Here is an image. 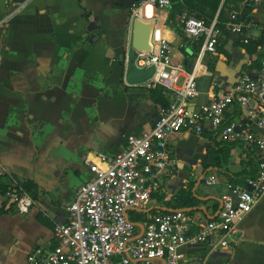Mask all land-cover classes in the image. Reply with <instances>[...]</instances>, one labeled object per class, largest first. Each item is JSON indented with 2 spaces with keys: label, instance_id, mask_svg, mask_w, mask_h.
Here are the masks:
<instances>
[{
  "label": "crops",
  "instance_id": "crops-1",
  "mask_svg": "<svg viewBox=\"0 0 264 264\" xmlns=\"http://www.w3.org/2000/svg\"><path fill=\"white\" fill-rule=\"evenodd\" d=\"M132 1L0 0V167L6 173L0 178V264H25L31 251L51 249L54 224L66 220L75 189L91 175L86 159L114 156L126 135L148 131L159 114L162 94L158 85L149 83L152 69L125 62L133 39L146 47L151 34L144 21L131 18ZM175 4L156 10V25L171 43L172 62L190 70L203 40L182 34L178 15L184 10ZM229 5L234 8L227 20L237 10L252 24L246 31L248 42L228 31L220 35L215 52L204 53L205 68L196 78L198 95L192 105L226 92L241 75H254L258 68L264 0L255 5L231 0ZM237 114L230 108L225 118ZM220 141L208 121H203L201 133L181 130L173 135L170 149L176 163L168 165L163 183L141 212L173 209V197L193 183L197 204L186 210L195 227H201L224 190L219 183L205 185V176L216 171L243 185L231 180L233 173L249 153L257 160L252 147L236 143L217 155L224 165L203 171V163L213 162L214 143ZM10 176L33 198L27 214L18 213L1 191ZM239 228L241 239L228 248L185 245L179 248L181 260L264 264V195Z\"/></svg>",
  "mask_w": 264,
  "mask_h": 264
},
{
  "label": "built area",
  "instance_id": "built-area-1",
  "mask_svg": "<svg viewBox=\"0 0 264 264\" xmlns=\"http://www.w3.org/2000/svg\"><path fill=\"white\" fill-rule=\"evenodd\" d=\"M245 1L255 5L259 0ZM171 3L172 0L132 1L131 18L152 23L150 48L125 57V62L136 68L152 69L149 83L160 87L166 105L160 107L148 131L126 135L114 156L101 154L94 162L86 159L91 175L75 189L66 207V220L54 224L55 244L47 251H31L25 264H203L192 257L183 262L179 248L205 243L216 251L241 239L239 222L264 195V47L254 75L244 73L229 90L191 111L190 101L198 95L196 78L205 68L204 53L215 52L221 30L215 18L206 24L187 11L178 15L182 34L203 40L196 62L185 70L172 62L171 43L162 27L156 25V10L168 8ZM251 26L233 10L224 30L243 35L242 41L246 43V31ZM230 108L238 114L235 119L226 120L225 113ZM203 121L209 122L220 140L252 147L257 175L238 185L210 171L204 184L219 183L224 190L219 196L218 213L198 229L190 216L180 210L146 213V220L137 224L130 212L147 208L152 192L163 183L168 165L176 163L171 157L172 136L181 130L201 133ZM5 175L0 167V178ZM5 197L13 200V207L20 214H27L33 203L31 195L12 176Z\"/></svg>",
  "mask_w": 264,
  "mask_h": 264
},
{
  "label": "trees",
  "instance_id": "trees-1",
  "mask_svg": "<svg viewBox=\"0 0 264 264\" xmlns=\"http://www.w3.org/2000/svg\"><path fill=\"white\" fill-rule=\"evenodd\" d=\"M177 3L175 5L179 6L184 11H187L189 14L196 16L197 18L205 21L206 24L210 23L214 18L216 19L217 26L221 30V34L225 31L224 24L227 21L226 14L229 13L234 7L229 5L231 0H172V3ZM240 17V16H239ZM242 21H245L240 17ZM220 34V35H221ZM161 106L166 105V100L161 96L160 101ZM236 142H229L221 140L220 142L214 143L216 147L213 158V162H205L203 163V171L211 168V165L221 167L224 165V161L222 159H218L217 155L224 151V149H229L232 146H235ZM248 155V160L243 161L242 168L233 173V178H231L234 182L243 183L247 177H254L258 173V164L257 160H255L254 156H251V153ZM223 161V162H222ZM2 184V183H1ZM193 183H189L185 188L181 189L172 199L174 205L173 209L164 210V211H175L180 210L186 213H190V211L186 210V207H192L197 204V198L193 194ZM2 193L5 195L7 191V183L2 184L1 187ZM216 208L211 214L210 219L214 218L218 213L220 208V203H215ZM130 218L134 222H144L146 220L145 213L132 211L130 213Z\"/></svg>",
  "mask_w": 264,
  "mask_h": 264
},
{
  "label": "water",
  "instance_id": "water-1",
  "mask_svg": "<svg viewBox=\"0 0 264 264\" xmlns=\"http://www.w3.org/2000/svg\"><path fill=\"white\" fill-rule=\"evenodd\" d=\"M141 21V20H140ZM146 23V25H147V28L148 29H150V31H151V29H152V23H147V22H145ZM148 39H150V36L148 37ZM148 44H149V46H146V47H143V46H139L138 44H137V41L135 42V40L133 39V41H132V45H131V51L128 53L129 54V57L131 58L134 54H135V52L136 51H141V50H149V48H150V43H149V41H148ZM201 104H199V103H196V105H191V106H189V109L192 111L195 107H198V106H200ZM189 163L191 162V161H188ZM10 202H9V205H11V204H13V200H9Z\"/></svg>",
  "mask_w": 264,
  "mask_h": 264
},
{
  "label": "rangeland",
  "instance_id": "rangeland-1",
  "mask_svg": "<svg viewBox=\"0 0 264 264\" xmlns=\"http://www.w3.org/2000/svg\"><path fill=\"white\" fill-rule=\"evenodd\" d=\"M180 12H182V11H180ZM180 14V13H179Z\"/></svg>",
  "mask_w": 264,
  "mask_h": 264
}]
</instances>
